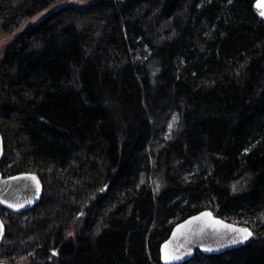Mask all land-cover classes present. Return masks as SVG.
Instances as JSON below:
<instances>
[{"label": "trees", "instance_id": "1", "mask_svg": "<svg viewBox=\"0 0 264 264\" xmlns=\"http://www.w3.org/2000/svg\"><path fill=\"white\" fill-rule=\"evenodd\" d=\"M0 0L21 30L0 59L4 176L40 201L0 204L8 264H162L204 209L257 237L181 264H264V9L257 0ZM169 129V123H173Z\"/></svg>", "mask_w": 264, "mask_h": 264}, {"label": "water", "instance_id": "2", "mask_svg": "<svg viewBox=\"0 0 264 264\" xmlns=\"http://www.w3.org/2000/svg\"><path fill=\"white\" fill-rule=\"evenodd\" d=\"M258 4H264V0H257ZM264 9V7H258ZM4 156V140L0 133V162ZM35 176L36 179H32ZM15 178V179H13ZM39 181V186L36 181ZM42 182L34 173L23 172L11 176H4L0 170V204L5 208L16 212L32 208L40 201L42 195ZM9 205H21L20 207H10ZM203 212H210L211 218L205 217L199 221H194L185 228L177 232V226L184 224L192 217L199 216ZM213 220H221L225 224L233 225L237 228H247L252 235L246 240L241 239L238 232L222 226L214 225ZM176 232L174 236L173 233ZM6 234V226L0 215V245ZM257 237L254 231L249 227L226 220L216 215L211 209H204L192 214L176 223L169 236L160 245V260L162 264H181L195 256L197 251L204 254H220L246 244L250 238ZM168 245L165 249V245ZM209 249H211L209 251ZM180 257L179 259L165 260V252ZM0 264H8L1 262Z\"/></svg>", "mask_w": 264, "mask_h": 264}, {"label": "rangeland", "instance_id": "3", "mask_svg": "<svg viewBox=\"0 0 264 264\" xmlns=\"http://www.w3.org/2000/svg\"><path fill=\"white\" fill-rule=\"evenodd\" d=\"M93 0H60L56 6L46 8L45 10H42L41 12L37 13L35 16L30 18L25 24L24 27L28 24L38 22L43 17L48 15L53 11L55 7L65 6V5H85L88 3H91ZM21 30H16L15 32L8 33L0 29V59L3 56L4 48L5 46L16 36L17 33H19ZM174 122L169 123V129L173 128ZM11 176V175H10ZM7 177V176H6Z\"/></svg>", "mask_w": 264, "mask_h": 264}, {"label": "snow or ice", "instance_id": "4", "mask_svg": "<svg viewBox=\"0 0 264 264\" xmlns=\"http://www.w3.org/2000/svg\"><path fill=\"white\" fill-rule=\"evenodd\" d=\"M258 7H264V4H258ZM261 16H264V11H261ZM15 179V178H13ZM32 179H36L35 176L32 177ZM37 185L39 186V181L37 180ZM10 207H20L21 205H9ZM205 217H208V218H211V213L210 212H203L201 213L199 216H195V217H192L190 220L188 221H185L184 224H181V225H178L177 226V232L180 231V229H183L185 228L186 225H190L192 224L194 221H199ZM212 223L214 225H218V226H222L224 228H228V229H231L232 231H235V232H238L241 235V239L242 240H246L248 239V237H250L252 235L251 231H249L247 228H237L233 225H228V224H225L223 221L221 220H213ZM173 235L175 236L176 235V232L173 233ZM168 245L166 244L165 245V249H167ZM211 249H209L210 251ZM180 257L178 256H175V255H171L169 254L167 251L165 252V255H164V259L167 261V260H171V259H179Z\"/></svg>", "mask_w": 264, "mask_h": 264}]
</instances>
